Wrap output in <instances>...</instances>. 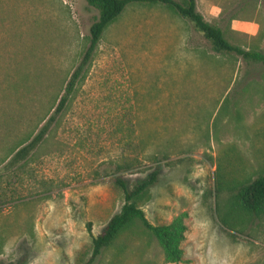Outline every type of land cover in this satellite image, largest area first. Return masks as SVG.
Instances as JSON below:
<instances>
[{
  "label": "rangeland",
  "instance_id": "1",
  "mask_svg": "<svg viewBox=\"0 0 264 264\" xmlns=\"http://www.w3.org/2000/svg\"><path fill=\"white\" fill-rule=\"evenodd\" d=\"M196 11L264 53V0H196ZM97 15L84 0H0V264H84L87 224L99 233L123 203L113 178L155 169L138 205L151 224L184 223L177 264H264V216L234 209L229 192L264 175V67L213 52L166 5L126 6L42 143L2 171L53 115ZM232 19L259 31L232 36ZM93 264L174 263L135 224Z\"/></svg>",
  "mask_w": 264,
  "mask_h": 264
},
{
  "label": "trees",
  "instance_id": "2",
  "mask_svg": "<svg viewBox=\"0 0 264 264\" xmlns=\"http://www.w3.org/2000/svg\"><path fill=\"white\" fill-rule=\"evenodd\" d=\"M90 7L97 10L96 20L89 28V43L82 60L71 75L65 93L61 97L53 115L41 127L37 134L28 142L20 143L12 150L3 170H12L22 167L32 152L42 143L55 122L57 116L65 108L69 96L73 93L81 75L89 62L105 30L122 14L130 4L155 5L163 4L171 8L176 14L188 20L193 29L210 43L215 53H234L245 63L260 64L264 67V53L256 50H244L231 45L224 37L219 27L206 22L196 11V0H186L184 4L174 0H84ZM1 172V171H0ZM159 171L155 169L143 179L133 182L120 177L113 178L114 185L121 192L123 203L119 210L106 222L101 231L92 234L90 224H87L90 237V253L84 264H93L104 249L111 246L114 241L135 224L147 231L161 247L166 261L181 263L183 251L181 244L185 239L186 227L180 218L170 224L158 222L151 224L138 202L145 196L149 188L158 180ZM230 204L240 213L260 218L264 216V175L238 186L230 187Z\"/></svg>",
  "mask_w": 264,
  "mask_h": 264
},
{
  "label": "crops",
  "instance_id": "3",
  "mask_svg": "<svg viewBox=\"0 0 264 264\" xmlns=\"http://www.w3.org/2000/svg\"><path fill=\"white\" fill-rule=\"evenodd\" d=\"M212 10L208 12V21H215L218 18L219 8L215 5L212 6ZM259 31V24L255 21H240L232 19L229 27V34L239 35L241 33L248 34L251 37H254Z\"/></svg>",
  "mask_w": 264,
  "mask_h": 264
}]
</instances>
